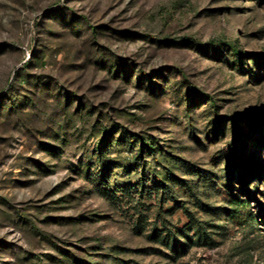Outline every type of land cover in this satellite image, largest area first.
I'll return each mask as SVG.
<instances>
[{
  "label": "rangeland",
  "instance_id": "374dc122",
  "mask_svg": "<svg viewBox=\"0 0 264 264\" xmlns=\"http://www.w3.org/2000/svg\"><path fill=\"white\" fill-rule=\"evenodd\" d=\"M263 209L264 0H0V264H264Z\"/></svg>",
  "mask_w": 264,
  "mask_h": 264
},
{
  "label": "trees",
  "instance_id": "16d2710c",
  "mask_svg": "<svg viewBox=\"0 0 264 264\" xmlns=\"http://www.w3.org/2000/svg\"><path fill=\"white\" fill-rule=\"evenodd\" d=\"M239 168H243V170L244 171H246V175H248V170L245 168V166H242L241 164H240V167ZM229 179V178H228ZM245 179H247V176L245 177ZM106 192H108V191H106ZM263 215H264V209H263Z\"/></svg>",
  "mask_w": 264,
  "mask_h": 264
}]
</instances>
